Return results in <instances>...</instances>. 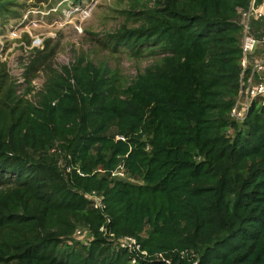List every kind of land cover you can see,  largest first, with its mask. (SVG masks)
<instances>
[{
	"label": "trees",
	"instance_id": "obj_1",
	"mask_svg": "<svg viewBox=\"0 0 264 264\" xmlns=\"http://www.w3.org/2000/svg\"><path fill=\"white\" fill-rule=\"evenodd\" d=\"M250 1L155 0L144 26L122 30L115 44L164 57L122 91L81 61L21 112L6 86L0 264H130L100 235L104 215L111 233L171 264L191 255L198 264H264V103L243 121L230 115L238 11ZM119 165L126 179L111 176ZM92 191L104 214L85 198ZM79 228L90 231L87 245L72 238Z\"/></svg>",
	"mask_w": 264,
	"mask_h": 264
},
{
	"label": "rangeland",
	"instance_id": "obj_2",
	"mask_svg": "<svg viewBox=\"0 0 264 264\" xmlns=\"http://www.w3.org/2000/svg\"><path fill=\"white\" fill-rule=\"evenodd\" d=\"M154 7L155 0H0V95L8 85L21 112L80 61L104 70L122 91L164 57L160 48L115 44L122 30L143 27Z\"/></svg>",
	"mask_w": 264,
	"mask_h": 264
},
{
	"label": "built area",
	"instance_id": "obj_3",
	"mask_svg": "<svg viewBox=\"0 0 264 264\" xmlns=\"http://www.w3.org/2000/svg\"><path fill=\"white\" fill-rule=\"evenodd\" d=\"M238 13L242 31L239 86L230 115L235 120L243 121L254 101L264 103V0L260 2L251 0L247 9L239 10ZM116 138L120 139V137ZM98 172L101 171L98 170ZM126 175L123 165H119L111 174L118 179H126ZM85 198L90 202L93 210L104 214L106 205L96 191L85 194ZM104 217L105 223L99 228L100 235L111 245L115 253L126 252L129 255L130 264L159 261L171 264L170 258L164 253L149 254L143 250L136 237L116 236L111 233L107 227L110 220L106 215ZM74 235L83 245H87L91 240L90 231L87 228L77 229ZM186 256L185 252L178 253L180 258ZM193 257L195 255H191L189 259L190 264H198V260Z\"/></svg>",
	"mask_w": 264,
	"mask_h": 264
}]
</instances>
